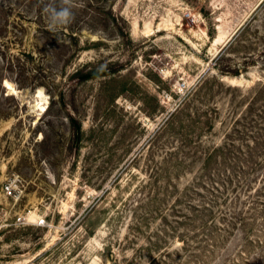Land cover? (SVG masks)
<instances>
[{
    "label": "rangeland",
    "instance_id": "rangeland-1",
    "mask_svg": "<svg viewBox=\"0 0 264 264\" xmlns=\"http://www.w3.org/2000/svg\"><path fill=\"white\" fill-rule=\"evenodd\" d=\"M72 4L0 0V264H264V0Z\"/></svg>",
    "mask_w": 264,
    "mask_h": 264
},
{
    "label": "clouds",
    "instance_id": "clouds-1",
    "mask_svg": "<svg viewBox=\"0 0 264 264\" xmlns=\"http://www.w3.org/2000/svg\"><path fill=\"white\" fill-rule=\"evenodd\" d=\"M42 11L53 33L74 19L72 0H43Z\"/></svg>",
    "mask_w": 264,
    "mask_h": 264
},
{
    "label": "trees",
    "instance_id": "trees-1",
    "mask_svg": "<svg viewBox=\"0 0 264 264\" xmlns=\"http://www.w3.org/2000/svg\"><path fill=\"white\" fill-rule=\"evenodd\" d=\"M107 69L105 68H98V69H93V70H88L86 72H83L82 69H79L77 71L78 77L82 80H88V79H93L97 78L99 76H102L107 73Z\"/></svg>",
    "mask_w": 264,
    "mask_h": 264
},
{
    "label": "bare ground",
    "instance_id": "bare-ground-1",
    "mask_svg": "<svg viewBox=\"0 0 264 264\" xmlns=\"http://www.w3.org/2000/svg\"><path fill=\"white\" fill-rule=\"evenodd\" d=\"M15 86L11 83V82H8V84H7V89H10V90H12V91H15V88H14ZM38 93H39V95H41V100H43L42 98V90L41 89H39L38 90ZM43 104V103H42ZM41 108L44 110V109H46V106H45V104H43L42 106H41Z\"/></svg>",
    "mask_w": 264,
    "mask_h": 264
},
{
    "label": "built area",
    "instance_id": "built-area-1",
    "mask_svg": "<svg viewBox=\"0 0 264 264\" xmlns=\"http://www.w3.org/2000/svg\"><path fill=\"white\" fill-rule=\"evenodd\" d=\"M10 187H7V189L9 190Z\"/></svg>",
    "mask_w": 264,
    "mask_h": 264
}]
</instances>
